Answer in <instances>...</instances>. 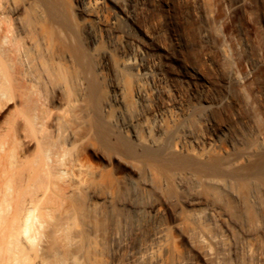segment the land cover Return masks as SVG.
Masks as SVG:
<instances>
[{
	"label": "rangeland",
	"instance_id": "obj_1",
	"mask_svg": "<svg viewBox=\"0 0 264 264\" xmlns=\"http://www.w3.org/2000/svg\"><path fill=\"white\" fill-rule=\"evenodd\" d=\"M10 1L20 10L19 24L12 3L5 17L14 70L23 64L34 94L0 112V131L32 154L14 113L30 103L23 118L34 113L64 147L83 264H135L158 226L175 241L171 264H264V0H94L98 19L84 0ZM135 53L152 103L168 111L169 141L156 127L146 145L121 130L136 121L130 131L144 138L140 120L152 121L134 94L136 68L122 64Z\"/></svg>",
	"mask_w": 264,
	"mask_h": 264
},
{
	"label": "bare ground",
	"instance_id": "obj_2",
	"mask_svg": "<svg viewBox=\"0 0 264 264\" xmlns=\"http://www.w3.org/2000/svg\"><path fill=\"white\" fill-rule=\"evenodd\" d=\"M11 3L10 0H0V112L16 99L25 102L24 97L26 96L28 99L27 94L31 96L34 94L33 81L30 79H27L26 95L23 91L22 84L26 80L22 70L24 66H20L23 64H17L19 68L14 70L16 63L14 64L12 40L10 41V34L8 27H6L7 21L5 22L6 11ZM99 7L97 1L84 0L85 15L88 18L98 19L97 10ZM19 12V7L14 5L12 13L18 22L16 24L20 23ZM41 30L44 31L40 42L42 52L44 55H50L53 31L49 25ZM20 58L24 60L27 58L26 54L24 53L19 57V60ZM17 61L15 60V62ZM26 61L24 62L26 63ZM59 62L61 63V61ZM19 63H23V61L21 60ZM57 63L55 65L59 66L60 63ZM122 64L136 68L140 80L134 94L143 104L147 115L152 114V121H149L146 116L140 120L139 127L145 134L144 138L135 131H130L131 127L137 123L136 121V123L133 120L128 123L125 122L126 124L121 130L124 129L128 136L134 137L141 145L154 143L151 134L154 127L158 129L159 134L164 139L171 140L172 128L165 123L167 109L152 103V91L147 85L151 78L150 69L148 70L141 62L138 53L124 59ZM114 90L116 96H118L117 93H121V89L118 87H115ZM115 100L119 102V98L116 97ZM22 104L26 105V103ZM28 106L30 107V103L26 105V107ZM26 107L24 106V108ZM22 108L16 105L14 109L16 111L14 112L16 113V125H18L20 132L30 134L29 145L31 143L34 145V152L29 156H20L17 152L20 142L17 143L16 139L15 142L13 137L12 143L14 145H11L6 140L7 134L5 135L3 131H0V264H83L84 260L79 259L84 255L81 253V244L79 245L78 241H75L71 236L72 233L76 232L77 234L80 228L77 220L81 213H79L77 197L74 196L77 193L75 189H77L78 183L68 182L65 179L69 176V170L63 164V162L65 163L63 159L65 150H62L64 147L61 148V145L59 147L57 143V145L50 143L49 136L45 135L48 132L44 133L45 126L34 113H29L32 116L23 118L24 108ZM25 114L26 112H24ZM43 122H45L44 119ZM30 136L25 138H30ZM171 147L173 150H178L177 143H173ZM189 154L196 158L201 157L200 154L192 151H189ZM147 155L152 156L150 153ZM217 162H212L213 164L209 168L215 170L219 164ZM146 209L156 210L157 205L150 204ZM80 230L79 234L81 235L80 232L82 231ZM83 248L85 249V247ZM176 249L175 241L173 242L171 239L168 230L163 226H158L151 240L141 247L135 264H171L173 260H170V256L177 254ZM80 253L82 255L78 257Z\"/></svg>",
	"mask_w": 264,
	"mask_h": 264
}]
</instances>
